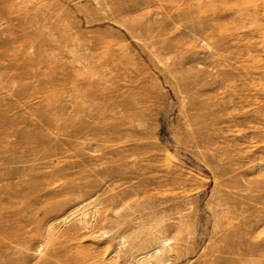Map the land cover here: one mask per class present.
Listing matches in <instances>:
<instances>
[{
  "label": "rangeland",
  "instance_id": "rangeland-1",
  "mask_svg": "<svg viewBox=\"0 0 264 264\" xmlns=\"http://www.w3.org/2000/svg\"><path fill=\"white\" fill-rule=\"evenodd\" d=\"M260 175L264 0H0V264L52 226V264H134L102 220L140 213L185 219L162 264H264Z\"/></svg>",
  "mask_w": 264,
  "mask_h": 264
},
{
  "label": "bare ground",
  "instance_id": "bare-ground-1",
  "mask_svg": "<svg viewBox=\"0 0 264 264\" xmlns=\"http://www.w3.org/2000/svg\"><path fill=\"white\" fill-rule=\"evenodd\" d=\"M82 66V65H81ZM115 116V115H113ZM100 120V119H99ZM125 126H132V123L129 124H118L116 125L114 128V131L116 130L117 132L119 128H123ZM104 126V125H103ZM107 126V125H105ZM106 130L109 129V127L105 128ZM86 130H89V128L87 127ZM113 131V132H114ZM128 131V130H127ZM115 132V133H117ZM117 135V134H116ZM137 135V134H136ZM118 136V135H117ZM140 137V136H139ZM196 139V138H195ZM138 147V146H137ZM125 153V152H124ZM130 154V153H129ZM132 154V153H131ZM130 154V155H131ZM118 159V158H117ZM222 160V159H221ZM117 161V160H116ZM120 161V160H119ZM120 165V164H119ZM220 167V166H219ZM140 168V167H139ZM121 172V171H120ZM167 173V172H166ZM109 175H111L109 173ZM135 175V174H133ZM163 175V173H162ZM160 178V177H159ZM162 178V177H161ZM244 178V177H243ZM39 179V178H38ZM33 180V179H32ZM44 181V180H43ZM133 182V180H132ZM48 183V182H47ZM253 183V182H251ZM254 183L256 184H262L264 183V175H260V177L256 178L254 180ZM131 184V183H130ZM123 185V184H121ZM125 185V184H124ZM129 185V184H128ZM264 186V185H262ZM7 187V186H6ZM34 191L36 190V187L34 185ZM120 188V187H119ZM8 189V188H7ZM39 189V188H38ZM128 189V188H126ZM264 190V189H263ZM33 191V192H34ZM4 192V191H3ZM135 192V191H134ZM79 193V192H78ZM112 193V192H111ZM220 193V192H219ZM16 194L10 193L8 194V196L6 197H0V235H2L4 232L7 231V229L10 227V220H5L6 218H12L14 217V215H12L10 212H8L6 210V208L3 205V202H11V200L13 198H15ZM228 196V195H227ZM76 197V195L74 196ZM79 197V196H77ZM135 197V196H134ZM224 197V196H223ZM20 198V197H19ZM36 198V197H35ZM82 198V197H81ZM93 197L88 198L83 200L80 204H78V206H76L77 208L68 216H66L65 218H60L62 219L63 222H66L69 217L71 218V216L75 215L77 212L82 211L86 208H88L90 205H92V203L94 202V200H92ZM114 198V197H113ZM112 198V199H113ZM118 198V197H117ZM220 198V197H219ZM239 198V197H238ZM263 198V197H262ZM77 199V198H76ZM231 199V198H230ZM81 200V199H80ZM118 200V199H117ZM264 201V199H262ZM112 202H115L114 199L110 200ZM109 203V202H108ZM221 203V202H219ZM246 203V202H245ZM220 206V205H219ZM225 206L226 205L225 203ZM165 207V206H164ZM75 208V207H73ZM227 208V207H226ZM232 208V207H231ZM32 210V209H31ZM226 210V209H225ZM241 210V209H240ZM39 212V211H38ZM227 212V211H226ZM37 213V212H36ZM35 213V215H36ZM38 214V213H37ZM83 215H86L84 212L82 213ZM117 214V213H116ZM228 214V213H227ZM232 214V213H231ZM102 215V214H101ZM220 215V214H219ZM218 215V217H219ZM115 216V215H114ZM186 216V215H185ZM229 216V215H228ZM64 217V216H63ZM81 219V223L82 225L84 224V228L83 229H88L89 228V224L87 225L86 220L84 219L85 216H82ZM84 217V218H83ZM156 215L154 213H148V214H142L140 213V215H138V217L135 218H131L130 215H128L127 217L124 218H119L117 216L115 217H110L111 219H107L106 217H103L102 221H105L106 223H108L110 225L111 228H113L115 230L118 229V231L120 230V232H118L117 237L120 241L122 242H128L130 244V252H132V257L134 259V264H162L167 262V259H169V254L173 251H178L177 249L180 247L179 246V242H181L183 240V235H182V229L183 226L185 225V219L184 217L181 220L177 221L176 225H172V226H168L165 224V221L163 218L160 219H155ZM232 218V217H231ZM38 220V219H37ZM14 221V220H13ZM136 222V227H132L133 226V222ZM223 221V220H222ZM230 221V220H229ZM102 223V222H101ZM100 223V224H101ZM230 223V222H228ZM80 224V223H79ZM232 224V223H231ZM81 225V226H82ZM123 225H127V228L122 229ZM13 226V225H12ZM7 227V228H6ZM53 227V226H52ZM49 228V235H47V237H44L42 240L39 241V246L37 247V249L33 252L35 254H41L43 253V251L45 249H47L48 253L47 256L46 254H44L46 257L43 260L42 264H52L51 262V258L53 256H55V251L53 249H49L50 248V241L52 240L50 238H52L55 230L53 228ZM83 227V226H82ZM190 227V226H189ZM220 227V226H219ZM245 227V226H244ZM193 228V227H192ZM69 229V228H68ZM191 229V228H190ZM41 231V230H40ZM54 231V232H53ZM67 231V230H66ZM82 231V229H81ZM16 232V231H15ZM68 232V231H67ZM192 232V231H191ZM13 233V232H12ZM47 233V234H48ZM186 234V232H185ZM232 234V233H231ZM39 235H41L39 233ZM225 236V235H224ZM230 236V235H228ZM232 236V235H231ZM235 236V235H234ZM38 236L37 235H31V236H27L25 237V239L23 240V242H21L20 245H26L25 248H27V250H30L27 246L28 244H30L34 239L36 240ZM18 238V237H17ZM34 238V239H33ZM41 238V236H40ZM73 238V237H72ZM224 238V237H223ZM227 238V236H226ZM231 238V237H230ZM16 239V238H15ZM238 239V238H237ZM18 240V239H17ZM3 241V239L1 240V242ZM20 241V240H19ZM189 241V240H188ZM11 242V241H10ZM186 242V241H185ZM229 242V241H228ZM233 242V241H232ZM20 243V242H19ZM12 244V242H11ZM10 244V245H11ZM52 244V243H51ZM19 245V244H17ZM54 245V244H52ZM21 247V246H20ZM52 248V246H51ZM177 248V249H176ZM15 249V248H14ZM26 250V249H25ZM71 250V249H70ZM28 251V252H30ZM26 252V251H25ZM31 253V252H30ZM175 253V252H174ZM185 254V253H184ZM218 254V253H217ZM28 256L30 254H27ZM228 255V254H227ZM241 255V254H240ZM19 256V255H18ZM42 256V255H41ZM41 256L39 259H41ZM20 257V256H19ZM44 257V256H43ZM42 257V258H43ZM129 257V256H128ZM24 258V257H23ZM56 258V257H55ZM54 258V259H55ZM249 258V257H248ZM53 259V258H52ZM19 260V259H18ZM42 260V259H41ZM63 260V259H62ZM241 261V260H240ZM55 262V261H54ZM231 263V262H230ZM23 264V263H22Z\"/></svg>",
  "mask_w": 264,
  "mask_h": 264
}]
</instances>
